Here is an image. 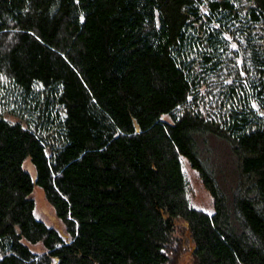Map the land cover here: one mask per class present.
Listing matches in <instances>:
<instances>
[{
    "label": "trees",
    "instance_id": "16d2710c",
    "mask_svg": "<svg viewBox=\"0 0 264 264\" xmlns=\"http://www.w3.org/2000/svg\"><path fill=\"white\" fill-rule=\"evenodd\" d=\"M0 76V264H264V0H0Z\"/></svg>",
    "mask_w": 264,
    "mask_h": 264
},
{
    "label": "rangeland",
    "instance_id": "374dc122",
    "mask_svg": "<svg viewBox=\"0 0 264 264\" xmlns=\"http://www.w3.org/2000/svg\"><path fill=\"white\" fill-rule=\"evenodd\" d=\"M34 90L40 92L41 86L35 84ZM36 98V95H32L31 97H27L28 101H24L22 96L19 95V92L12 87L8 79L0 76V114L6 119L21 121L23 124H28V122L32 123V118L36 116H34L36 112L32 111L29 106L32 105V102H34ZM51 110L57 112L59 117L56 119L55 123H58V120L64 116L63 108L58 104H54ZM55 123H53V125H55ZM47 131L49 130H47L46 127L42 131V135L45 136ZM46 151L50 154L49 147L46 148ZM23 166L34 176L35 169L29 159L24 161ZM183 169L190 180V191L188 193L190 201L196 207L211 212L213 209L212 198L209 192L204 188L197 173L189 167L186 161H183ZM32 196L35 202V216L44 221L47 225L57 229L62 235H66L64 224L56 215L53 206L46 200L42 189L38 185H34ZM28 245L33 251L40 252L43 250V246L40 242L35 244L28 243ZM182 264H184V262Z\"/></svg>",
    "mask_w": 264,
    "mask_h": 264
}]
</instances>
